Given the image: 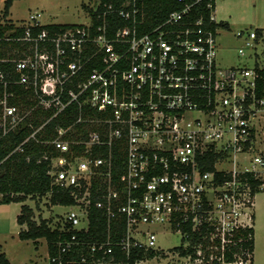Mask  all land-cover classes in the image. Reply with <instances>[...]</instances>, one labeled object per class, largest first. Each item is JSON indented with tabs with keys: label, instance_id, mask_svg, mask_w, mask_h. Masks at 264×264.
I'll list each match as a JSON object with an SVG mask.
<instances>
[{
	"label": "built area",
	"instance_id": "2783aa9c",
	"mask_svg": "<svg viewBox=\"0 0 264 264\" xmlns=\"http://www.w3.org/2000/svg\"><path fill=\"white\" fill-rule=\"evenodd\" d=\"M176 1L180 7L146 31L138 0H129L117 13L131 24L111 33L109 6L96 25L90 16L87 23L36 30L43 24L33 12L0 34V137L18 131L37 108L52 110L51 117L71 103L78 109L72 123L56 125L54 137L41 141L56 153L52 184L72 198L53 227L69 233L57 240L56 264L83 246L89 257L79 261L88 264H143V257L131 259L141 250L165 256L153 226L179 233L183 247L184 226L203 227L210 250L215 240L221 250L235 244L237 230L254 226L255 196L264 190V32L237 30L236 62L223 65L217 37L228 25L215 19V0ZM47 121L28 122V135L12 152H22ZM93 208L106 217L108 233L89 241L79 234L89 231ZM113 221L123 224L116 239ZM173 252L191 264L204 260L200 249L194 258ZM213 259L225 263L211 252Z\"/></svg>",
	"mask_w": 264,
	"mask_h": 264
},
{
	"label": "trees",
	"instance_id": "16d2710c",
	"mask_svg": "<svg viewBox=\"0 0 264 264\" xmlns=\"http://www.w3.org/2000/svg\"><path fill=\"white\" fill-rule=\"evenodd\" d=\"M128 1L129 0H90V2L94 3V6L88 4H83L82 6L88 10L95 25L103 20V17H97V14L108 10V7L110 6L113 11L110 13L108 12L106 18L108 32L111 33V31L118 27L131 24L130 21L125 20L117 13V10ZM12 2L13 0H4V17L9 14ZM137 5L139 12L145 13L146 20L140 26L142 31H146L160 23L171 11L180 7V4L176 0H138ZM94 7H96V12L93 11ZM222 24L227 26V23L225 22H222ZM72 25L75 24H43L36 30H41L43 28L53 30ZM11 28H13V25L10 21L0 23V34L9 31ZM21 31V29H18V32ZM13 47H15V44L10 46L11 49ZM94 65L95 62L88 63L86 71L91 70ZM20 99L25 105H29V100L25 94H23ZM77 113L78 109L75 103H71L63 111L57 113L53 117H51L52 110L37 108L31 115H29L30 117L26 121V124L21 126L18 131L12 132L5 137H0V194L2 202H22L29 197L34 198L36 196H43L50 192L49 201L52 205H69L72 203V198L67 191L58 189L52 184V177L49 172L51 169L50 157L56 155V153H50L52 150L51 145L42 143L41 141L54 137V127L56 125H69L75 120ZM46 120L48 121L44 124L42 130L36 135V138H29L25 141L22 152H12L15 145L23 141L28 135L30 131V127L27 124L28 122H31L34 126H38ZM77 128V132H80L79 127ZM76 135L78 134L76 133ZM78 137L81 136L78 135ZM44 153L48 154L47 159L42 157ZM115 155L118 167L114 169V173L119 175L123 171L122 156L120 157L118 152L115 153ZM217 156L218 154H213L209 157V162L205 169H213L212 162H214ZM217 179H222L219 174L217 175ZM16 222L19 225H26V228H22L18 231V237L20 239H32L36 241L38 238H44L46 240L49 258L48 264H56L51 261V258L57 255V240L68 236L69 233L51 228L46 219L36 221L34 218V210L28 204H21L20 211L16 216ZM90 223L91 226L89 231L85 234L80 233V237L92 241L95 239H102L107 235L108 222L100 209L93 208L91 210ZM109 229L111 237L116 239L123 232V224L122 222L113 221L111 222ZM184 231L187 232L189 245L183 247L181 244L173 247L172 250L178 252L180 256L191 255L194 258L197 257L196 252L200 249L202 254H204V260L201 263L196 264H234L233 262L238 258L242 259V264H253L254 228L237 230L232 237L235 244H228L223 250H221L217 240L214 241L216 248H213L212 250L207 248V245L210 244V235L203 227L198 231L192 232L190 226L186 225L184 226ZM248 233H250L251 236H248ZM181 240L182 242L184 241V239ZM211 252L217 258L223 256L225 263H222L217 259L209 261V254ZM159 253V251L148 250L144 255L141 250L138 253L133 254L131 259L134 260L138 257L150 259L155 255H159ZM81 254H84L87 258L89 257V252L86 246L75 247L70 252L62 255L63 261L61 264H88L79 261ZM118 256L123 257L121 254ZM0 264H12L6 257L5 253L1 251V245Z\"/></svg>",
	"mask_w": 264,
	"mask_h": 264
},
{
	"label": "rangeland",
	"instance_id": "374dc122",
	"mask_svg": "<svg viewBox=\"0 0 264 264\" xmlns=\"http://www.w3.org/2000/svg\"><path fill=\"white\" fill-rule=\"evenodd\" d=\"M93 6L90 0H13L10 13L3 16L4 0H0V22H22L33 12H40L41 24H81L89 21L88 10L82 5ZM215 19L228 24L217 37L218 58L221 64L236 62V52L240 40L236 38L237 30L245 27H260L264 30V0H215ZM21 204H28L34 210L36 221L48 220L53 228L68 211L67 206L52 205L49 194L27 198L22 202L4 203L0 194V244L1 250L12 264H48L47 244L44 238L37 241L20 239L18 231L26 228L19 225L16 216ZM255 246L254 264H264V191L255 196ZM158 230L156 247L165 252V256L158 255L145 259L143 264H191L184 258L174 254L172 248L182 244L181 236L177 232H168L160 226H153Z\"/></svg>",
	"mask_w": 264,
	"mask_h": 264
},
{
	"label": "crops",
	"instance_id": "0c3cea01",
	"mask_svg": "<svg viewBox=\"0 0 264 264\" xmlns=\"http://www.w3.org/2000/svg\"><path fill=\"white\" fill-rule=\"evenodd\" d=\"M93 6H94V4H93ZM10 10V9H9ZM9 13H10V11H9ZM88 14H89V12H88ZM90 17V16H89ZM224 22V21H223ZM226 23V22H225ZM49 24H58V23H49ZM228 25V24H227ZM262 29V28H261ZM263 30V29H262ZM263 32H264V30H263ZM259 193V192H258ZM256 213H255V220H256ZM256 223L254 222V225H255ZM23 226V225H22ZM256 226V225H255ZM255 226H253V228H254V237H255V232H256V227ZM39 239V238H38ZM36 241H37V239H36ZM1 245V244H0ZM254 246H255V238H254ZM2 251V250H1ZM47 255H48V253H47ZM253 258H254V251H253ZM253 264H254V259H253Z\"/></svg>",
	"mask_w": 264,
	"mask_h": 264
}]
</instances>
